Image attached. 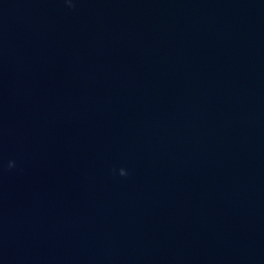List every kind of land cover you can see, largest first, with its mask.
Instances as JSON below:
<instances>
[{
    "label": "water",
    "instance_id": "1",
    "mask_svg": "<svg viewBox=\"0 0 264 264\" xmlns=\"http://www.w3.org/2000/svg\"><path fill=\"white\" fill-rule=\"evenodd\" d=\"M0 264H264V0H0Z\"/></svg>",
    "mask_w": 264,
    "mask_h": 264
},
{
    "label": "clouds",
    "instance_id": "2",
    "mask_svg": "<svg viewBox=\"0 0 264 264\" xmlns=\"http://www.w3.org/2000/svg\"><path fill=\"white\" fill-rule=\"evenodd\" d=\"M14 166H15V161H10L8 167L9 168H12ZM119 173L122 176H127L128 175L127 169L126 168H123V167L119 169Z\"/></svg>",
    "mask_w": 264,
    "mask_h": 264
}]
</instances>
